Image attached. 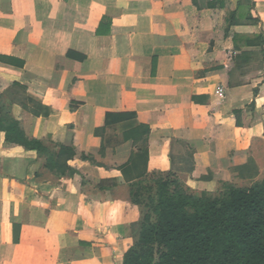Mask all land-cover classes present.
<instances>
[{
  "label": "crops",
  "instance_id": "obj_1",
  "mask_svg": "<svg viewBox=\"0 0 264 264\" xmlns=\"http://www.w3.org/2000/svg\"><path fill=\"white\" fill-rule=\"evenodd\" d=\"M254 1L258 25H230L239 0H0V104L77 170L0 127V264H123L145 174L198 193L264 178V46L234 63L236 34H264Z\"/></svg>",
  "mask_w": 264,
  "mask_h": 264
},
{
  "label": "trees",
  "instance_id": "obj_2",
  "mask_svg": "<svg viewBox=\"0 0 264 264\" xmlns=\"http://www.w3.org/2000/svg\"><path fill=\"white\" fill-rule=\"evenodd\" d=\"M198 9L222 8L226 0H193ZM254 0H239L230 25H258L253 16ZM234 63L249 60L242 51L247 45H263L264 34L234 36ZM23 65V62L15 60ZM0 127L8 141L36 150L45 167L59 176L77 172L69 161L73 147L54 148L29 137L11 114L4 100L0 104ZM154 179L156 200L145 212L135 243L124 255L123 264H264V178L247 184L221 182L215 192H194L173 172L155 171L131 183V199L141 204L142 182Z\"/></svg>",
  "mask_w": 264,
  "mask_h": 264
},
{
  "label": "rangeland",
  "instance_id": "obj_3",
  "mask_svg": "<svg viewBox=\"0 0 264 264\" xmlns=\"http://www.w3.org/2000/svg\"><path fill=\"white\" fill-rule=\"evenodd\" d=\"M157 178V175L147 177L144 179L141 185H143V188L140 191V200L142 201L141 208L143 209V212H151L152 207L150 206L152 200H156V186L154 183V179ZM153 199V201H154ZM137 204V203H136Z\"/></svg>",
  "mask_w": 264,
  "mask_h": 264
},
{
  "label": "built area",
  "instance_id": "obj_4",
  "mask_svg": "<svg viewBox=\"0 0 264 264\" xmlns=\"http://www.w3.org/2000/svg\"><path fill=\"white\" fill-rule=\"evenodd\" d=\"M220 92H222V93H223V89H220Z\"/></svg>",
  "mask_w": 264,
  "mask_h": 264
}]
</instances>
